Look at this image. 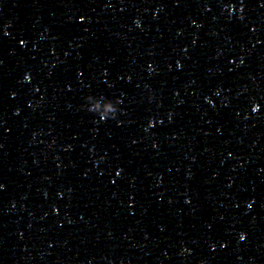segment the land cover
I'll list each match as a JSON object with an SVG mask.
<instances>
[{"label": "water", "instance_id": "1", "mask_svg": "<svg viewBox=\"0 0 264 264\" xmlns=\"http://www.w3.org/2000/svg\"><path fill=\"white\" fill-rule=\"evenodd\" d=\"M0 264H264V0H0Z\"/></svg>", "mask_w": 264, "mask_h": 264}]
</instances>
